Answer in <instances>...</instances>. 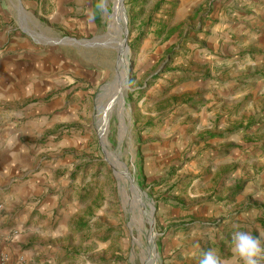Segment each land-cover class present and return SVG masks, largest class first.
I'll list each match as a JSON object with an SVG mask.
<instances>
[{
    "label": "rangeland",
    "instance_id": "374dc122",
    "mask_svg": "<svg viewBox=\"0 0 264 264\" xmlns=\"http://www.w3.org/2000/svg\"><path fill=\"white\" fill-rule=\"evenodd\" d=\"M0 2L40 58L60 52L88 74L72 83L64 152L37 161L62 197L55 216L77 211L54 264H200L209 250L242 264L236 231L264 244V77L233 73V124L202 119L192 0Z\"/></svg>",
    "mask_w": 264,
    "mask_h": 264
},
{
    "label": "crops",
    "instance_id": "0c3cea01",
    "mask_svg": "<svg viewBox=\"0 0 264 264\" xmlns=\"http://www.w3.org/2000/svg\"><path fill=\"white\" fill-rule=\"evenodd\" d=\"M192 3L197 72L205 75L198 87L210 101L202 119L223 127L233 124L230 96H224L239 84L233 73L250 66L264 77V0ZM18 23L16 8L0 2L1 264H54L65 255L64 237L77 211L55 216L62 197L50 193V166L37 161L64 152L67 123L79 121L72 83L88 74L60 52L40 58Z\"/></svg>",
    "mask_w": 264,
    "mask_h": 264
},
{
    "label": "clouds",
    "instance_id": "9594fccd",
    "mask_svg": "<svg viewBox=\"0 0 264 264\" xmlns=\"http://www.w3.org/2000/svg\"><path fill=\"white\" fill-rule=\"evenodd\" d=\"M232 251L242 264H259L264 257V244L247 231H236L232 237ZM200 264H220L212 250L203 254Z\"/></svg>",
    "mask_w": 264,
    "mask_h": 264
},
{
    "label": "water",
    "instance_id": "95a60500",
    "mask_svg": "<svg viewBox=\"0 0 264 264\" xmlns=\"http://www.w3.org/2000/svg\"><path fill=\"white\" fill-rule=\"evenodd\" d=\"M19 9H20V7H19ZM124 36H126V30H125ZM88 44L89 45H93V46L96 45V43H93V42H89ZM122 44H125V41L124 40H122Z\"/></svg>",
    "mask_w": 264,
    "mask_h": 264
},
{
    "label": "built area",
    "instance_id": "2783aa9c",
    "mask_svg": "<svg viewBox=\"0 0 264 264\" xmlns=\"http://www.w3.org/2000/svg\"><path fill=\"white\" fill-rule=\"evenodd\" d=\"M2 210V205L0 204V211Z\"/></svg>",
    "mask_w": 264,
    "mask_h": 264
},
{
    "label": "bare ground",
    "instance_id": "6f19581e",
    "mask_svg": "<svg viewBox=\"0 0 264 264\" xmlns=\"http://www.w3.org/2000/svg\"><path fill=\"white\" fill-rule=\"evenodd\" d=\"M118 22V21H117ZM116 23V22H115ZM124 46V45H123Z\"/></svg>",
    "mask_w": 264,
    "mask_h": 264
}]
</instances>
